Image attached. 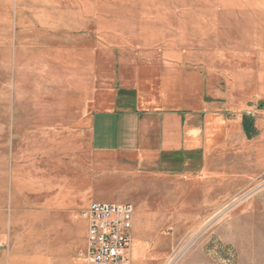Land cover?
I'll use <instances>...</instances> for the list:
<instances>
[{"label": "rangeland", "instance_id": "1", "mask_svg": "<svg viewBox=\"0 0 264 264\" xmlns=\"http://www.w3.org/2000/svg\"><path fill=\"white\" fill-rule=\"evenodd\" d=\"M257 46L264 0H0V264H84L94 201L133 204L130 264H264V76L241 72ZM241 86L247 122H200L201 149L167 165L82 125L162 90L231 117Z\"/></svg>", "mask_w": 264, "mask_h": 264}, {"label": "crops", "instance_id": "2", "mask_svg": "<svg viewBox=\"0 0 264 264\" xmlns=\"http://www.w3.org/2000/svg\"><path fill=\"white\" fill-rule=\"evenodd\" d=\"M257 47L259 52H264L260 46ZM240 52L235 54V58L240 56L242 64L253 59L245 48L242 47ZM256 63L251 71L241 69L242 75L253 72L256 78L261 79L264 76V53L257 56ZM262 89L257 87L252 94L258 96L262 94ZM234 90L242 97L238 102L232 99L226 103V108L236 111L231 117L210 113L209 104L201 105L200 102V106L190 107L184 104V100L173 102L162 90L159 96H138L129 108L116 107L119 105L116 98L112 110H86L82 113V125L88 128L91 142L99 151L119 155L139 166L154 160L167 165L168 161L183 158L185 151L201 149L200 122H247L243 114H249V89L241 86Z\"/></svg>", "mask_w": 264, "mask_h": 264}, {"label": "built area", "instance_id": "3", "mask_svg": "<svg viewBox=\"0 0 264 264\" xmlns=\"http://www.w3.org/2000/svg\"><path fill=\"white\" fill-rule=\"evenodd\" d=\"M85 220L84 264H130L134 207L130 202H90Z\"/></svg>", "mask_w": 264, "mask_h": 264}, {"label": "bare ground", "instance_id": "4", "mask_svg": "<svg viewBox=\"0 0 264 264\" xmlns=\"http://www.w3.org/2000/svg\"><path fill=\"white\" fill-rule=\"evenodd\" d=\"M66 6V5H65ZM39 7V6H38ZM40 7H41V5H40ZM54 9V8H53ZM68 10V9H67ZM114 12V11H113ZM75 13V12H74ZM59 14V13H58ZM46 15V14H45ZM70 15V14H69ZM72 17H74V16H72ZM60 18V17H59ZM40 20V19H39ZM46 21V20H45ZM47 23H48V21H47Z\"/></svg>", "mask_w": 264, "mask_h": 264}]
</instances>
